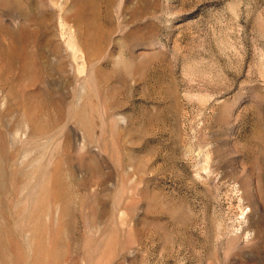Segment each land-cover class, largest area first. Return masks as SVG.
<instances>
[{"label": "rangeland", "instance_id": "1", "mask_svg": "<svg viewBox=\"0 0 264 264\" xmlns=\"http://www.w3.org/2000/svg\"><path fill=\"white\" fill-rule=\"evenodd\" d=\"M0 264H264V0H0Z\"/></svg>", "mask_w": 264, "mask_h": 264}]
</instances>
